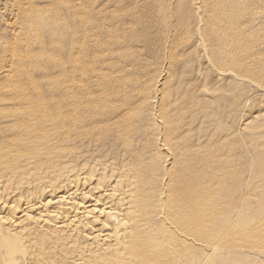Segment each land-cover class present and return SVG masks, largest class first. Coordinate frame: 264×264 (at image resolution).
<instances>
[{"label":"bare ground","instance_id":"bare-ground-1","mask_svg":"<svg viewBox=\"0 0 264 264\" xmlns=\"http://www.w3.org/2000/svg\"><path fill=\"white\" fill-rule=\"evenodd\" d=\"M0 264H264V0H0Z\"/></svg>","mask_w":264,"mask_h":264}]
</instances>
